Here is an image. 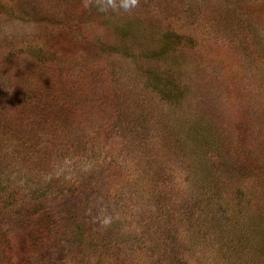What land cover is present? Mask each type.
I'll use <instances>...</instances> for the list:
<instances>
[{"label":"rangeland","instance_id":"rangeland-1","mask_svg":"<svg viewBox=\"0 0 264 264\" xmlns=\"http://www.w3.org/2000/svg\"><path fill=\"white\" fill-rule=\"evenodd\" d=\"M140 2L0 0V264H264V0Z\"/></svg>","mask_w":264,"mask_h":264},{"label":"clouds","instance_id":"clouds-1","mask_svg":"<svg viewBox=\"0 0 264 264\" xmlns=\"http://www.w3.org/2000/svg\"><path fill=\"white\" fill-rule=\"evenodd\" d=\"M83 8L95 7L98 13L132 14L141 7L140 0H83Z\"/></svg>","mask_w":264,"mask_h":264},{"label":"trees","instance_id":"trees-1","mask_svg":"<svg viewBox=\"0 0 264 264\" xmlns=\"http://www.w3.org/2000/svg\"><path fill=\"white\" fill-rule=\"evenodd\" d=\"M54 212H52V213H48V214H46L45 216H47V217H49V222L48 221H45L46 222V228H49L48 226H51L52 224H50V222H52L53 220L55 221V219H54V214H53ZM66 225V224H65Z\"/></svg>","mask_w":264,"mask_h":264}]
</instances>
